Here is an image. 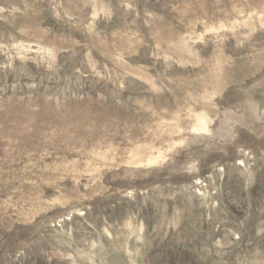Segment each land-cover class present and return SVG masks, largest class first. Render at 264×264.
Returning a JSON list of instances; mask_svg holds the SVG:
<instances>
[{"label": "rangeland", "instance_id": "1", "mask_svg": "<svg viewBox=\"0 0 264 264\" xmlns=\"http://www.w3.org/2000/svg\"><path fill=\"white\" fill-rule=\"evenodd\" d=\"M0 264H264V0H0Z\"/></svg>", "mask_w": 264, "mask_h": 264}]
</instances>
